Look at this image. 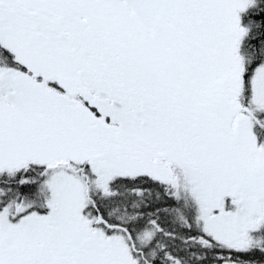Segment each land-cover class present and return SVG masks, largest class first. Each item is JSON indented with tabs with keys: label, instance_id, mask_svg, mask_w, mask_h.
Segmentation results:
<instances>
[{
	"label": "snow or ice",
	"instance_id": "obj_1",
	"mask_svg": "<svg viewBox=\"0 0 264 264\" xmlns=\"http://www.w3.org/2000/svg\"><path fill=\"white\" fill-rule=\"evenodd\" d=\"M0 264H264V0H0Z\"/></svg>",
	"mask_w": 264,
	"mask_h": 264
}]
</instances>
